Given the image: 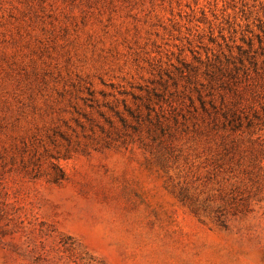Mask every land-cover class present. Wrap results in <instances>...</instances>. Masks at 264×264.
<instances>
[{"label":"rangeland","instance_id":"1","mask_svg":"<svg viewBox=\"0 0 264 264\" xmlns=\"http://www.w3.org/2000/svg\"><path fill=\"white\" fill-rule=\"evenodd\" d=\"M0 264H264V0H0Z\"/></svg>","mask_w":264,"mask_h":264}]
</instances>
